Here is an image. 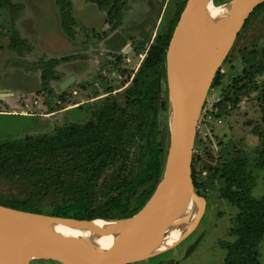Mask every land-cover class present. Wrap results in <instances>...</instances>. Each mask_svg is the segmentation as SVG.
<instances>
[{"label": "rangeland", "instance_id": "obj_1", "mask_svg": "<svg viewBox=\"0 0 264 264\" xmlns=\"http://www.w3.org/2000/svg\"><path fill=\"white\" fill-rule=\"evenodd\" d=\"M174 1L123 0L118 17L107 18L108 7L100 8L90 0H70V14L75 17L71 24L73 36H69L66 33L68 26L61 23L60 6L56 0H12V3L20 6L13 24L9 20L8 10H0V88L11 91L0 95V140L50 132L75 120L73 114L77 109L62 111L69 102L59 95L58 81L50 80L52 92L42 87L40 64L52 58L71 56L72 59L66 62L75 60L77 63L73 64L75 68H70L72 63L64 67V62L53 67L61 80L68 74L78 75L64 93L73 104L80 102L78 105L92 106L107 96L123 102L124 90L131 85L155 37L165 7ZM215 1L218 3L211 2L213 6L230 0ZM138 21L141 22L139 26L136 25ZM143 22L150 26L143 28ZM112 32L113 35L108 38ZM263 32L264 10L253 15L240 31L219 68L218 83L207 91L193 148L199 157L195 170V177L201 184L198 190L206 199L201 220L193 232L174 247L158 254L157 258L151 257L134 264H149L152 259L177 260L176 264H223L225 250L220 242L231 239L227 232L235 209L218 196L220 183L207 169L221 158L232 156L235 150H242L248 161L252 182L250 196H264V168L256 165L258 151L264 148V144L253 132L255 128H262L258 96L264 82V72H253L247 86L241 90H237V86L242 84V80L238 85L234 86L233 83V79L242 74L244 56L261 45ZM13 37L25 44L21 50L10 49ZM129 46L132 48L130 51ZM126 56L130 61L126 60ZM104 87H109L110 91L105 92ZM72 89L77 91L75 95H69ZM94 90L99 91L97 96L93 95ZM233 92L238 95L237 104L227 103L220 108L217 104H222L225 95ZM160 98L165 102L166 110L165 118L160 117L158 121V130L160 141L164 142L167 150L166 79ZM59 99L61 101L57 102ZM219 148L220 153H217ZM30 190L28 180L0 179L1 200L24 197ZM194 211L195 207L190 214ZM184 227L180 225L177 228L183 231ZM174 230H170L166 237L172 235ZM190 248L192 251L187 254ZM258 251L259 264H264V235L258 243ZM32 264L48 263L34 261Z\"/></svg>", "mask_w": 264, "mask_h": 264}, {"label": "trees", "instance_id": "obj_2", "mask_svg": "<svg viewBox=\"0 0 264 264\" xmlns=\"http://www.w3.org/2000/svg\"><path fill=\"white\" fill-rule=\"evenodd\" d=\"M56 1L61 23L68 26L66 33L73 36L70 0ZM90 1L100 8L108 7L107 18L118 17L123 6V0ZM184 3L185 0H175L165 7L155 37L131 85L124 90L123 102L107 96L99 104H81L70 108L77 109L74 121L50 132L0 140V179L28 180L31 186L24 197L0 199L1 205L63 217L109 219L129 217L145 204L162 175L165 162L166 146L160 141L158 130V121L160 117L165 118L166 110L160 98L166 77L165 50ZM3 9L8 10L13 24L20 6L12 0H0V10ZM263 10L264 0L252 10L241 30L253 15ZM17 39L13 37L10 41V49L21 50L24 43ZM71 59L63 56L41 62L40 80L44 89L52 92L50 80L58 83L61 80L53 67ZM243 63L241 76L233 79L234 86L243 81L237 90L247 86L253 72H264V32L261 45L250 50ZM219 73L218 69L211 86L218 83ZM104 90L109 92L110 88L104 87ZM65 92L60 90L59 95L73 104ZM98 93L93 91L94 96ZM258 98L262 128H255L253 132L264 144V82ZM237 102L238 95L233 92L226 94L223 103L217 105L224 108L227 103ZM258 152L256 165L264 168V148ZM196 153L194 150L192 154L191 176L194 189L200 194L201 184L195 177L199 158ZM207 170L220 183L218 196L235 209L227 232L231 239L220 242L225 250L223 264H259L258 243L264 235V196H250L251 172L245 154L237 149L232 156L221 158ZM188 251L187 254L192 248ZM34 261L58 263L35 259L30 264ZM151 261L148 263L176 264L177 260Z\"/></svg>", "mask_w": 264, "mask_h": 264}, {"label": "water", "instance_id": "obj_3", "mask_svg": "<svg viewBox=\"0 0 264 264\" xmlns=\"http://www.w3.org/2000/svg\"><path fill=\"white\" fill-rule=\"evenodd\" d=\"M208 1L185 0L166 46L168 146L162 175L145 204L129 217L109 219L63 217L0 204V264H30L35 259L59 264H134L174 247L193 232L206 208V199L195 191L191 176L201 110L216 71L231 50L245 20L263 0H230L221 4L230 5L233 15L217 27V36H213L203 23ZM74 81V75H70L58 83V88L64 90ZM8 92L10 89L0 88V95ZM162 177L171 184L164 189L167 193L157 198L156 189L164 184ZM193 207L195 211L190 214ZM95 219L111 224L98 228L93 224ZM55 223L91 229L98 234H112L113 240L103 250H93L88 244L75 246V253L81 247L79 257L82 248L87 254L75 263L63 250L73 237L52 230L51 225ZM180 225H185L183 231L177 228ZM174 228L181 232L178 239L167 249L157 251L167 233Z\"/></svg>", "mask_w": 264, "mask_h": 264}, {"label": "bare ground", "instance_id": "obj_4", "mask_svg": "<svg viewBox=\"0 0 264 264\" xmlns=\"http://www.w3.org/2000/svg\"><path fill=\"white\" fill-rule=\"evenodd\" d=\"M233 15V11L231 9L230 5H216L213 6L211 3V0L208 1V3L205 4L204 7V14H203V23L207 30L213 34V36L219 35V32L216 31L218 26H221L222 24L226 23ZM161 182L164 183L163 185H160L158 187V190L155 194L157 198L164 196L167 193V190H164L166 187L170 186V182L167 183L166 177H162ZM166 185V186H165ZM93 224L97 226L98 228H104L111 224L107 220H101V219H95L93 221ZM52 230L55 232L64 235L73 237V241L66 244L63 248V250L69 255V258L75 262H79V258H86L87 254L85 252V249L82 248L81 256L79 257V249L74 251V247L81 244H88V246L93 250H103L106 249L113 240V235H104V234H98L97 232L83 228V227H77V226H70V225H64V224H52L51 225ZM181 232L175 228L172 235L164 238L160 246L157 248V251L165 250L169 246H171L180 236ZM74 242V243H73Z\"/></svg>", "mask_w": 264, "mask_h": 264}, {"label": "crops", "instance_id": "obj_5", "mask_svg": "<svg viewBox=\"0 0 264 264\" xmlns=\"http://www.w3.org/2000/svg\"><path fill=\"white\" fill-rule=\"evenodd\" d=\"M75 17V16H74ZM138 23V24H137ZM136 23V25L137 26H139V23H141L140 21H138ZM148 26L149 25V23H147V22H143V24H142V27L144 28V26ZM150 26V25H149ZM113 35V32L108 36V38L109 37H111ZM130 47V46H129ZM129 47H128V49H129ZM69 63H72L71 64V67L70 68H75V67H73V64H77L76 62H75V60H73V61H71V62H64L62 65L64 66V67H66V66H68L69 65ZM82 65V64H81ZM83 65L84 66H86V63H83ZM77 68V67H76ZM70 75H74V77H75V80L78 78V75L76 74V73H73V74H68V75H65L64 77H63V79L64 78H66V77H68V76H70ZM78 106V105H77ZM70 108H72V107H69V105L68 106H66V107H64V109H62V111L63 112H68V110H70Z\"/></svg>", "mask_w": 264, "mask_h": 264}, {"label": "built area", "instance_id": "obj_6", "mask_svg": "<svg viewBox=\"0 0 264 264\" xmlns=\"http://www.w3.org/2000/svg\"><path fill=\"white\" fill-rule=\"evenodd\" d=\"M139 56L140 57H142L143 58V55L142 54H139ZM126 60L127 61H130V59H129V57L128 56H126ZM142 60V59H141ZM141 60H140V62H141ZM137 66H139V61L137 62ZM65 90V89H64ZM77 93V91L76 90H74V89H72L71 90V93L69 94V95H75ZM60 100H57V102H59ZM80 102H76L75 104H69V107H71V106H74V105H78ZM198 127V126H197Z\"/></svg>", "mask_w": 264, "mask_h": 264}, {"label": "flooded vegetation", "instance_id": "obj_7", "mask_svg": "<svg viewBox=\"0 0 264 264\" xmlns=\"http://www.w3.org/2000/svg\"><path fill=\"white\" fill-rule=\"evenodd\" d=\"M132 48L131 47H129V51L131 50Z\"/></svg>", "mask_w": 264, "mask_h": 264}]
</instances>
